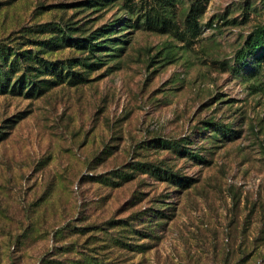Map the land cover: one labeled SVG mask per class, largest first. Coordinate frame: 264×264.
I'll return each mask as SVG.
<instances>
[{
	"label": "rangeland",
	"instance_id": "obj_1",
	"mask_svg": "<svg viewBox=\"0 0 264 264\" xmlns=\"http://www.w3.org/2000/svg\"><path fill=\"white\" fill-rule=\"evenodd\" d=\"M257 30L264 0H0V264H264Z\"/></svg>",
	"mask_w": 264,
	"mask_h": 264
},
{
	"label": "trees",
	"instance_id": "obj_2",
	"mask_svg": "<svg viewBox=\"0 0 264 264\" xmlns=\"http://www.w3.org/2000/svg\"><path fill=\"white\" fill-rule=\"evenodd\" d=\"M49 25H50L49 29L52 32H59V33H58V35L56 37L51 38L49 41H45L44 40V41H41L40 43L46 45L47 47H49V49H53L55 47H59V45L61 46V44H58V42H60V43H62V45H64L65 42L69 39V36L67 34V30L64 28V26L62 28L59 24H49ZM67 29H69V27H67ZM263 44H264V31L263 30H257L254 33L253 37L249 40L248 47H249V50L253 51V50L261 47ZM74 45L76 47H80V48L86 49V50H88L90 52H93V50L95 49V46L92 45L91 42L88 39H77L75 41ZM26 51L22 52L21 54L22 55L27 54L26 57H27V59H31V61H30L31 63L39 64V67L42 69V71L44 73H50V74L53 73L54 68H55L53 63H49V62L43 60L42 58H40L38 56L37 53H34L32 55L30 51H27L29 54ZM0 54L5 56L3 47H0ZM241 56H243L242 53H241ZM27 69L30 70V69H32V67L29 66ZM24 78H25V76L22 75L21 77H19V80L23 83ZM0 80H1V77H0ZM8 80H9V78H8ZM1 81H0V85L1 86H3V87L7 86L6 85V80L4 82H1ZM43 81L50 82L49 80H43ZM35 85H37V84H35V82H34L33 85L31 87H29V91L27 92V94L28 93L34 94L35 90H37V91L40 90V88H38L37 86L35 87Z\"/></svg>",
	"mask_w": 264,
	"mask_h": 264
}]
</instances>
